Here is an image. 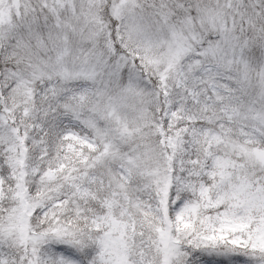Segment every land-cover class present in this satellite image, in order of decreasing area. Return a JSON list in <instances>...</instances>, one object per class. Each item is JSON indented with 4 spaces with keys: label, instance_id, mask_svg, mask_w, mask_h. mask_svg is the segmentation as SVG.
I'll return each mask as SVG.
<instances>
[{
    "label": "snow or ice",
    "instance_id": "6c2138e0",
    "mask_svg": "<svg viewBox=\"0 0 264 264\" xmlns=\"http://www.w3.org/2000/svg\"><path fill=\"white\" fill-rule=\"evenodd\" d=\"M0 264H264V0H0Z\"/></svg>",
    "mask_w": 264,
    "mask_h": 264
}]
</instances>
